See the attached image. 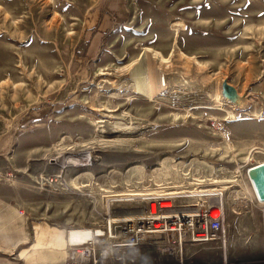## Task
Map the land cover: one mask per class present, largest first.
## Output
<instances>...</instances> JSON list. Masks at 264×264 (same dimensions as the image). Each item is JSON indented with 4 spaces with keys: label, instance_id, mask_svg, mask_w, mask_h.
<instances>
[{
    "label": "rangeland",
    "instance_id": "rangeland-1",
    "mask_svg": "<svg viewBox=\"0 0 264 264\" xmlns=\"http://www.w3.org/2000/svg\"><path fill=\"white\" fill-rule=\"evenodd\" d=\"M126 2L127 22L114 0H0V183L92 231L144 215L138 194L218 193L224 234L184 244V264H264L247 176L264 162V0ZM145 237L114 258L180 264L172 233Z\"/></svg>",
    "mask_w": 264,
    "mask_h": 264
},
{
    "label": "built area",
    "instance_id": "built-area-1",
    "mask_svg": "<svg viewBox=\"0 0 264 264\" xmlns=\"http://www.w3.org/2000/svg\"><path fill=\"white\" fill-rule=\"evenodd\" d=\"M166 191L157 195H143L140 198L149 201V208L141 217L118 220L114 228L111 224L103 233L94 231L91 239L85 243L71 244L66 264H100L109 259L111 263L122 260V264H136L133 259L124 257L115 259L116 247H138L149 234H173L172 244L178 247L179 263L184 264L183 246L186 243H207L220 240L225 231L226 213L221 203H211V197L218 193L167 195ZM198 198L192 207L175 208L176 198ZM206 197V199H203ZM204 200V201H203ZM264 203V202H263ZM169 205V207H164ZM217 214V217L214 215ZM115 223V222H114ZM106 238L107 248L101 251L102 238Z\"/></svg>",
    "mask_w": 264,
    "mask_h": 264
},
{
    "label": "crops",
    "instance_id": "crops-1",
    "mask_svg": "<svg viewBox=\"0 0 264 264\" xmlns=\"http://www.w3.org/2000/svg\"><path fill=\"white\" fill-rule=\"evenodd\" d=\"M114 6H121L119 10L127 22L130 13L126 0H114ZM100 17L98 31L95 33L98 42L111 27L107 15L100 13ZM119 24L121 22L114 18V26ZM260 163L264 162L257 164ZM12 187L0 183V264H66L70 252L71 229L86 226L57 224L48 217L49 208H43V202L37 200L38 192L26 195ZM43 209L46 215L40 216ZM129 249L116 247L114 251L118 256L120 250Z\"/></svg>",
    "mask_w": 264,
    "mask_h": 264
},
{
    "label": "water",
    "instance_id": "water-1",
    "mask_svg": "<svg viewBox=\"0 0 264 264\" xmlns=\"http://www.w3.org/2000/svg\"><path fill=\"white\" fill-rule=\"evenodd\" d=\"M222 95L233 104H240L241 98L237 89L224 82L222 85ZM247 173L250 177L256 196L260 202H264V163L255 164L248 168Z\"/></svg>",
    "mask_w": 264,
    "mask_h": 264
},
{
    "label": "bare ground",
    "instance_id": "bare-ground-1",
    "mask_svg": "<svg viewBox=\"0 0 264 264\" xmlns=\"http://www.w3.org/2000/svg\"><path fill=\"white\" fill-rule=\"evenodd\" d=\"M50 4V3H49ZM48 4V5H49ZM52 7V6H51ZM27 13V12H26ZM19 22V21H18ZM18 24V23H17ZM49 25V24H48ZM46 26V25H45ZM13 36V35H12ZM151 70V69H150ZM148 71V70H147ZM153 71V70H152ZM149 73V72H148ZM140 75V74H139ZM147 75V74H146ZM145 75V76H146ZM148 75H151V74H148ZM147 75V76H148ZM143 76V75H142ZM144 77V76H143ZM142 77V78H143ZM149 77V76H148ZM147 77V78H148ZM151 77V76H150ZM145 78V77H144ZM147 78H145V79H147ZM152 78V77H151ZM158 78V77H157ZM153 79V78H152ZM151 79V80H152ZM149 80V82L151 81L150 79H148ZM161 80V79H160ZM164 81V80H163ZM146 82V81H145ZM162 82V81H161ZM146 83H148V82H146ZM153 83V82H152ZM151 83V84H152ZM150 84V83H149ZM154 84V83H153ZM162 84V83H161ZM165 84V83H164ZM163 86V85H162ZM149 87V85H147V88ZM149 91H150V89H149ZM146 92V91H145ZM151 92H152V90H151ZM247 176L249 177V175H248V173H247ZM249 179H250V177H249ZM250 182H251V180H250ZM251 186H252V190H253V192L255 193V195H256V192H255V190H254V187H253V185H252V182H251ZM207 193V192H206ZM178 194H180V193H178ZM204 194V193H203ZM202 194V195H203ZM143 195H148V194H138V196H143ZM167 195H176L174 192H168V194ZM131 196H134L133 194L131 195ZM137 196V195H136ZM198 196H200V195H198ZM164 207H169V205H164ZM214 217H217V214H215L214 215ZM97 232H98V234H101V233H103V231L102 230H97ZM94 234V231H92V230H89V229H77V230H71L70 231V233H69V243H71V244H81V243H85V242H87L89 239H91V237H92V235Z\"/></svg>",
    "mask_w": 264,
    "mask_h": 264
}]
</instances>
